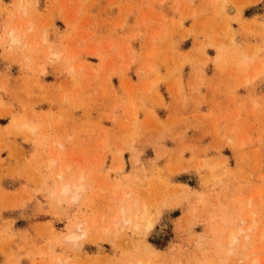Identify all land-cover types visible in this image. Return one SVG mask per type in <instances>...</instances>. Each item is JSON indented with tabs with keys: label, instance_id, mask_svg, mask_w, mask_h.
I'll return each mask as SVG.
<instances>
[{
	"label": "rangeland",
	"instance_id": "obj_1",
	"mask_svg": "<svg viewBox=\"0 0 264 264\" xmlns=\"http://www.w3.org/2000/svg\"><path fill=\"white\" fill-rule=\"evenodd\" d=\"M263 234L264 0H0V264H264Z\"/></svg>",
	"mask_w": 264,
	"mask_h": 264
},
{
	"label": "bare ground",
	"instance_id": "obj_2",
	"mask_svg": "<svg viewBox=\"0 0 264 264\" xmlns=\"http://www.w3.org/2000/svg\"><path fill=\"white\" fill-rule=\"evenodd\" d=\"M29 2V1H28ZM24 4H27L25 1H24ZM28 4H30V2L28 3ZM25 6V5H24ZM22 9V8H21ZM23 10V9H22ZM30 23V22H29ZM18 25H19V23H18ZM31 25V24H30ZM29 25V26H30ZM17 26V25H16ZM25 26H26V24H25ZM14 27H15V25H14ZM19 27H20V25H19ZM23 27V26H22ZM31 27V26H30ZM29 27V28H30ZM21 28V27H20ZM19 28V29H20ZM28 28V26H27V29H29ZM12 29V28H11ZM24 29H25V27H24ZM27 29H25V30H27ZM31 29V28H30ZM9 32H10V34H9V36L11 37L10 39H11V41H12V43H16L17 45H18V43H20V37L16 34V32L14 31V29L13 30H9ZM8 32V33H9ZM24 32V31H23ZM22 32V33H23ZM17 33H18V31H17ZM24 34V33H23ZM22 34V35H23ZM44 38V37H43ZM35 41V40H34ZM43 41V40H42ZM41 42V41H40ZM44 42V41H43ZM36 43V42H35ZM39 43V42H38ZM37 44V43H36ZM12 45V44H11ZM38 47V46H37ZM23 48V47H22ZM32 49H34V48H32ZM49 53V52H48ZM50 54V53H49ZM53 54V53H52ZM52 54H50L49 56H48V60H52L53 58H52ZM54 56V55H53ZM56 57H59V56H57V54L55 55ZM57 60V59H56ZM49 61V62H50ZM54 61V60H53ZM52 61V62H53ZM42 72V71H41ZM24 124V123H23ZM25 126L27 125V124H24ZM23 125V126H24ZM20 127H21V125H20ZM19 129V128H18ZM29 131L31 130V128H29L28 129ZM27 130V132H29ZM33 130H34V128H33ZM32 131V130H31ZM26 132V131H25ZM26 132V133H27ZM31 133V132H30ZM28 134V133H27ZM32 134V133H31ZM47 159H49V158H47ZM50 161H48V166H54L55 165V163H56V161L55 160H52L51 159V157H50V159H49ZM47 161V160H46ZM46 163V162H45ZM52 168V167H51ZM55 176H58L59 178L58 179H61V178H63V172L62 171H60L58 174H56ZM80 178H79V181L80 180H82L83 178H82V176H79ZM83 181V180H82ZM62 182V181H61ZM78 182V181H77ZM86 186L84 185L83 186V184L81 185V184H69V183H65V184H63V185H59L58 186V195L61 197H63V196H70L69 198H71V200L73 199V200H75L76 201V199H80V194H81V192L83 191V189L85 188ZM54 189V188H53ZM57 191V190H56ZM53 192V191H52ZM51 195H52V193H51ZM58 195H56V196H58ZM80 196V197H79ZM50 197V196H49ZM58 198V197H57ZM67 198V197H66ZM64 200V199H63ZM248 202L250 203L251 202V199L250 200H248ZM73 203H75L74 201H73ZM248 203V205H250ZM134 207H136V206H134ZM144 207L145 206H142V208H143V210H144ZM138 208V207H137ZM149 208V207H148ZM135 209V208H134ZM121 210V209H120ZM136 210V209H135ZM139 210V209H138ZM136 212H138V211H136ZM145 212V211H144ZM144 212H143V214H144ZM135 214V213H134ZM133 214V218H130V217H126V211H124V210H121L120 212L118 211L117 213L115 212V214H113V216H114V218H112L111 220H116V219H118L120 216V218H122V223H121V226L122 225H124V224H126V225H128L127 227H132V228H130V229H137V231H138V228H139V226L141 225V223L143 224L144 222H145V224H146V226H145V228H148V230H149V228L152 226L153 227V225L151 224V221L149 220L150 219V217L149 218H147L146 217V215L144 214V215H142V213H140V217H139V215L138 214H135L134 215ZM251 216V215H250ZM240 221V220H239ZM238 221V222H239ZM110 222V221H109ZM252 222H253V220H252ZM251 222V223H252ZM255 222V221H254ZM114 223V222H113ZM112 223V221L110 222V224L111 225H113V226H117V225H119V223H117V222H115L114 224ZM124 223V224H123ZM245 223V220L244 219H242L241 220V225H243ZM256 223V222H255ZM250 224L251 226L249 227V228H247V229H244L243 227H240V228H238L237 230H238V233H230V235H229V238H228V244H229V246L230 245H234V244H236L237 242H239V239H240V236L243 234V233H247L248 231H250L256 224ZM109 226V225H108ZM119 227V230H120V228H124L123 226L122 227ZM256 227H257V225H256ZM254 229V228H253ZM91 231V225H86V224H78L77 225V228H76V230H74L73 232H71L70 234H68L67 236H66V240H68V241H70V242H77L79 239H81V238H84V237H86L88 234H89V232ZM264 235V234H263ZM249 238L248 237V235H245V239H247V238ZM249 240H250V238H249ZM227 244V245H228ZM246 244H243V246H245ZM147 249V248H146ZM232 251V250H231ZM146 259H148V258H146ZM145 259V260H146ZM147 261H149V259L147 260ZM149 263V262H148Z\"/></svg>",
	"mask_w": 264,
	"mask_h": 264
}]
</instances>
